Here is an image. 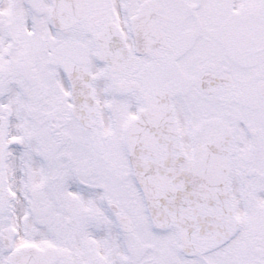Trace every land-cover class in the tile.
Masks as SVG:
<instances>
[{"label":"snow or ice","instance_id":"snow-or-ice-1","mask_svg":"<svg viewBox=\"0 0 264 264\" xmlns=\"http://www.w3.org/2000/svg\"><path fill=\"white\" fill-rule=\"evenodd\" d=\"M0 264H264V0H0Z\"/></svg>","mask_w":264,"mask_h":264}]
</instances>
